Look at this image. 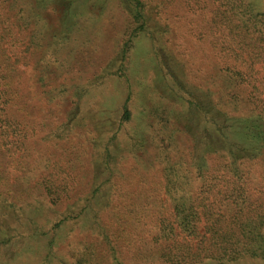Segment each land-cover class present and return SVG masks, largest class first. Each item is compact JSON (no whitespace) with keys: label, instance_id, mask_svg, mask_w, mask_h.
<instances>
[{"label":"rangeland","instance_id":"1","mask_svg":"<svg viewBox=\"0 0 264 264\" xmlns=\"http://www.w3.org/2000/svg\"><path fill=\"white\" fill-rule=\"evenodd\" d=\"M231 1L0 0V41L19 93L18 108L10 117L18 127L8 134L18 144H8L12 150L8 155L0 153V179L15 183L12 191L18 195L27 186L22 189L17 184L27 175L32 197L27 202L11 196L0 199V264H166L159 256L168 231L165 225H159L157 216H132L134 222H128L127 214L132 199L135 205L144 196L165 199L167 165L185 178L194 177L187 165L198 147L196 131H203L207 110L202 106L191 111L183 98L194 95L196 101L200 94L197 101L211 97L226 109L230 105L222 75L230 62L227 55L234 57L232 49L240 51L235 40L239 35L233 36L236 29L230 32L227 20L234 12ZM137 2L141 18L133 23ZM260 7L264 11V0ZM64 31L70 40L53 55L66 67L55 70L59 64L45 53ZM122 48L127 53L119 75L115 70ZM62 81L85 89L77 94L80 112L69 108V96L59 94V99L49 100L47 92ZM124 104L131 108L132 119L119 129V147L112 152L117 189L111 191V202L99 195L91 198L92 214L103 227L99 232L90 215L71 219L85 203L77 199L90 196L93 166L96 173L105 160L92 139L109 137L110 122L118 120ZM103 106L106 112L101 116L98 111ZM206 159L211 162L208 155ZM45 176L56 182L74 179L61 203H53L33 185ZM102 187L107 190L108 185ZM165 204L152 209L166 211ZM19 207L21 213H15ZM68 211H73L72 217L60 224ZM5 225L12 229L7 232ZM197 264H264V260L204 259Z\"/></svg>","mask_w":264,"mask_h":264},{"label":"trees","instance_id":"2","mask_svg":"<svg viewBox=\"0 0 264 264\" xmlns=\"http://www.w3.org/2000/svg\"><path fill=\"white\" fill-rule=\"evenodd\" d=\"M228 4L232 5L231 10L234 11L227 19L232 27L230 32L237 30H234L233 36L239 35L235 40L240 45V51L232 49L235 52L234 57L227 55L230 62L224 69L225 75H222L226 84L224 89L228 91L224 96L228 94L230 105L226 109L211 97L206 101H197L200 94L196 101L194 95L183 98L190 106L189 110L195 112V109L201 110L202 106L207 110L203 131L199 134L197 126L193 125V128L198 130L196 135L199 143L187 167L194 170V177L185 178L174 166L167 165L163 169L165 199L157 200L144 196L139 205H135L132 199L133 203H130L133 208L127 214L128 222H134V216H157L159 225H165V230L168 231L165 244L160 245L159 256L166 264H197L204 259L226 263L243 257L264 260V11L261 10L260 0H233ZM135 6L137 11L130 21L133 23L139 22L141 18L139 2ZM127 30H131L130 25ZM128 31L127 36L130 34ZM33 33H36V29ZM130 37L131 35L127 39ZM69 40L70 36L64 31L60 37L54 39L51 50L45 53L47 57L51 55L50 61L55 58L59 64L55 70L66 67L65 61L59 62L58 55L53 54L65 48ZM33 42L38 44V39H33ZM120 53L121 62L115 70L119 75L125 68L123 61L127 49L122 48ZM8 59L7 49L0 41V110L5 117L0 119V153L7 155L12 152L8 144H18L13 142V139L9 140L8 134L18 127V123L10 117L11 111L18 108L16 105L19 94L12 64L8 63ZM234 59H240V64L234 63ZM47 65L50 63L47 62ZM56 91L58 92L55 93ZM83 92L85 89L74 82L62 81L58 87L47 93L51 101L59 99V94H62V97L69 96V108L80 112L82 107L78 97ZM103 107L98 111L101 116L106 112L103 110L106 107ZM23 108L22 106L19 110ZM199 113L204 115L203 111ZM131 119V108L124 104L118 120L110 122L113 129L109 137L100 139L97 136L92 139V146L99 149L100 158L105 157V160L96 173L93 166L94 181L91 183L90 196L77 199L85 203L71 219L72 222L79 216L82 218L90 215L94 225H98L99 232L102 230L100 221L92 214L94 212L91 201L99 195V198L106 197L107 202H111V191L114 192L118 185L115 181L118 171L112 164L116 156L112 152L119 147L120 142L116 134L124 122ZM102 123H97V126L107 129ZM132 138L127 136L128 140ZM130 143L132 144V141ZM206 155L210 157L211 162L207 163ZM29 179L25 175L22 181L18 182L17 185L22 189L27 186L18 195L12 191L15 183H1L0 179V199L6 201L11 196L20 202H27L32 198L28 192ZM71 180L74 179L62 178L56 182L45 176L33 185L39 186L51 201L57 204L64 199L63 195L71 186ZM106 185L108 188L104 190L102 186ZM256 193L262 195L255 197ZM165 201L168 202V210L152 209L162 205L166 207ZM18 210L20 211L15 213L20 214L21 208ZM162 212H165V216ZM72 213L73 211H68L67 217L60 219V224L72 217ZM31 226L41 228L39 225H28L30 228ZM52 226L55 228L56 225ZM5 228L7 232L12 229L9 225H5ZM112 256L117 259L115 251Z\"/></svg>","mask_w":264,"mask_h":264}]
</instances>
